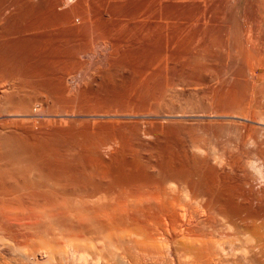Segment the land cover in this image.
I'll use <instances>...</instances> for the list:
<instances>
[{"label": "bare ground", "instance_id": "1", "mask_svg": "<svg viewBox=\"0 0 264 264\" xmlns=\"http://www.w3.org/2000/svg\"><path fill=\"white\" fill-rule=\"evenodd\" d=\"M29 1L0 0V33L7 28L16 37L32 34L49 41H45L47 48L36 43L28 47L39 54L37 60L29 58L33 55L26 48L9 40L1 41L6 43L2 47L0 42V83H8L0 84V97L19 107L33 109L42 95L57 106L66 105L70 99L65 80L74 75L78 61L87 60L84 65L89 61L80 58L81 54L100 55L95 46L98 40L122 44L128 34L136 33L139 38L144 32L143 53L136 51L139 55L126 59L121 58L124 52L110 66L89 72V83L84 80L86 84H80L77 100L95 86L100 95L112 97V90L132 81L147 91L150 100L162 97L170 82L163 71L148 67L147 62L155 58L151 43L156 42L162 50L166 40H172L179 45L178 52H184L196 37L195 32L178 36L181 23L168 28L167 33L162 23L161 19L169 26L182 3L180 7L162 4L163 10L158 6V12L157 0H50L54 7L44 6L46 11L42 6L39 11L40 5ZM11 3L20 4L17 12L21 18L4 13ZM145 9L155 11L153 21L124 22L127 15ZM65 11L72 16L67 17ZM107 15H113L110 22L104 20ZM86 28L97 32L87 36ZM63 39L67 43H59ZM204 52L211 54V49L205 46ZM193 62L195 67L187 75L204 78V64ZM144 69L156 73V86L148 78H140ZM19 122L0 120V264H264V174L245 161L241 164L243 153L229 151L228 155L222 144L158 120L148 126L154 136L151 139L142 136L137 121L124 130L104 122L80 127L70 122L51 123L37 129L32 123ZM207 150L209 155L204 153ZM217 158L229 163L223 166Z\"/></svg>", "mask_w": 264, "mask_h": 264}, {"label": "rangeland", "instance_id": "2", "mask_svg": "<svg viewBox=\"0 0 264 264\" xmlns=\"http://www.w3.org/2000/svg\"><path fill=\"white\" fill-rule=\"evenodd\" d=\"M35 1L36 2H34L33 0L31 2L30 0L29 2H31L33 5H37V4L38 6L40 5V9L38 8L39 11L44 6L49 9L51 7H54L53 2H52L53 5L50 6V0H42V2L41 0H35ZM165 1L166 0L155 1L157 4L156 5L157 11L158 9L159 11L160 10L162 11L164 5L177 6L178 4V7H180V3H182L180 7L182 9L179 11L180 15L177 14L178 17L175 18L176 20L171 19L172 24H171V21H169L170 22L169 26L168 24H166L167 22H164L163 19H161V17L159 16L160 17L159 19L162 20V23L163 24L165 23L166 28L165 27L164 28L166 32L168 33V28L170 29L171 26H175L176 23L178 24L181 23L180 25H178V27H181V28L183 27V28L182 29L180 28L178 30V31H181V34L179 32L178 36L183 35L185 32H186L185 34H187V32H192V33L195 32L196 37L193 40L194 42L192 41L193 43H191V45L189 46L188 50L189 51L191 50V51L189 52L187 50V51L182 52L180 50L181 53L180 51L178 52L179 45L176 42H173L172 40H166V43H167L165 44L166 48L164 49L161 48L162 50H160V46L156 42H155L156 44L155 43L153 44L151 43L152 41L149 40L150 43L153 45V49H154L153 54L155 55L154 56L155 58L147 62L148 67L150 69H153L155 72L156 71L158 72L159 70L163 71V73H165L164 74L165 80L167 81L169 80L168 83L170 82L169 85L168 84L165 85L167 86L166 88L168 90L165 94H163L164 96L162 95V97H158V98L155 97L156 99L155 98L153 99L152 97L150 100L149 96H148L149 98L145 96L147 91H144L143 89H141L139 84H136L137 81L135 82L132 81L131 85H129L130 83L126 85L128 87L123 86V88L120 87L122 89L118 88V89H114L115 91L112 90L110 93L112 94V97L109 95H100L101 92L95 86L93 88L94 89L96 88L98 91L94 89H91L90 90L91 92L88 90L85 91L87 94H89L88 95L89 99L87 98L86 96L87 94L85 92L84 93L86 95L80 91L81 93L84 94V96L87 99L82 100V99H85V97L82 96L81 99H79L80 101L77 100L81 96V94L79 93V89L81 85L83 86V83L86 82V80H88L87 83H89L90 79H88V77L91 78L90 77L91 75L88 76V74H91L89 72H93V70H95L96 72L97 71L96 69L98 67L110 66L111 64L114 63L115 61L114 58L117 57L118 59V57H121L124 52L125 53L121 58H126V59H128L129 56L131 58L134 55L136 56V55H139L140 53L141 54L143 53L141 50L142 48H144L143 44L146 43V42L143 43V39L144 41H146L145 39L147 38L146 36L147 33L144 32L145 35L142 33L141 35L142 37H139V38H137L136 33L135 35L134 33H130L128 34L129 37L127 38V40L125 39L124 41H122V44L121 42L114 43L110 39H106V41L104 39L103 40L101 39L103 42H101V40L96 41L95 46H96V49H98V53L100 55H97V54H95L96 56H92V55L88 56L87 54H86L87 56L85 54L80 55V58L82 59L88 58L89 61L87 63L90 64V67L89 65L87 66V63H85L86 65H84L83 63V61L85 62L87 60H83L82 62L78 61L79 65L77 66L76 70H74L75 71L73 72L74 75L72 74L74 77L70 76L71 78L69 77L68 79L65 80V84L69 87L68 91H70V92L67 91L66 97L68 96L67 98L70 99L71 103L69 102L67 103L68 105L62 104V105L57 106L56 103L52 102L49 98H47L46 95L45 96L42 95V99H39L41 100L40 102L37 100H36L37 102L35 101L36 104L34 102L35 104L34 107L38 108L39 110L37 109L38 110L37 111L36 109H34L33 106H32L33 109L30 108L29 106L30 111H31V114H30L28 107L24 108V105L20 107L16 106L15 104L11 105L13 104L11 101L9 102L8 99H7L8 101H5L3 97L2 98L0 97L1 123L3 122V123H8V124H13L14 122L18 123L19 121H21L22 124L25 125L26 122H28V123H32L33 126L35 125L34 127L37 129L39 128L40 125L51 126L52 125L51 123L64 124V123L70 122L71 124L73 125L75 124V126L80 127L86 124L89 125L90 123L95 125L96 123L100 124L98 122H101V123L104 122V124L106 123L105 125L106 126L108 125V127L110 128L116 127L117 129L124 130V129H127V127H129L130 125L133 126V124L136 123L137 121V123L141 122L140 123L141 125L140 133L142 134V136L150 137L151 139V138H154V136L150 134L148 126H150L149 124H153L154 120H158L163 123L165 122H167L168 124L171 123V125L173 124V126L175 127L178 126L176 128L182 129L183 131H185V129L187 128L185 132L191 129L193 132H195L199 136L201 134V136L209 139L210 141H212V143L214 142V144H222L221 147L225 146L224 149L226 150V153L228 155H229V151L230 153H233V155L243 153L244 156H242L243 160H241V164L244 163L245 161V163H248L247 165L250 166L252 169L253 168H255V170L257 169L256 172L260 170L261 175L264 174V162L262 163L260 162L264 160V0H185L183 2L181 0H178L177 2L176 0L175 1L167 0L166 2ZM125 2L122 0V3H125ZM47 5H49L50 7H48ZM19 6L20 4L18 6L14 4L13 6L11 3L10 7L5 9L4 13L10 12L9 14H7V16L9 17L14 16L12 18L19 19V17L21 18V16L17 12L19 9L18 8ZM158 6H162V7L159 8ZM14 7H17V8H14ZM145 10L140 11L141 12V13L139 12L140 14L136 13L135 14L136 17H134L135 15H132V16L127 15L125 17L124 22H126V20L127 21L130 20L127 23L136 24L137 22L140 23L142 19L144 20L145 18L147 19H145L144 22L147 20L150 21V19H152L151 21H153V19H155V17L153 18L155 11L150 12V10H147V9ZM187 11H188V15H187ZM13 12H15L16 14ZM66 13H68V11H65V14ZM12 14H15V15H12ZM71 14L73 13L69 12V14H66V15L67 17L68 16L70 17L72 16ZM112 16L113 15H107V17H105L104 19L105 22L107 20H108L107 22H110V20L112 19ZM129 16L131 18H129ZM122 19H124V16H122ZM157 19H158V16L156 17V21ZM47 21L48 19L45 20L46 23ZM141 23H143V21ZM194 28H196L195 31H193ZM3 29L7 31L6 34L5 32L2 33ZM3 29L0 33V42L3 40L4 41L9 40L8 42L10 43L12 42L11 44L14 43V45L15 44L18 45L20 49L26 48L27 51H28V47L32 45L33 43H36L38 45L40 44L41 48L48 47L47 43L49 41L47 39L42 38L41 36L38 37L39 35L33 36L31 34L30 36V34L29 35L26 34L25 36H23L24 37L23 39L19 36L16 37L15 33L13 32L10 33L11 31H8L9 29L8 30L7 28H3ZM80 29L82 30V27H80ZM86 29L88 30V31L86 30L87 34H85L87 36L88 34H90L88 32H91L93 30L95 31V29L93 30L91 29L90 31L88 28ZM149 31L152 32V30H149ZM96 32L97 31H95L94 34H96ZM115 32H119V30ZM167 33H166V36H167ZM3 35H6V36H3ZM133 36L134 37L136 36L135 40ZM4 37L6 38L4 39ZM130 37L132 40L130 39ZM59 39L61 40L62 38H59ZM129 39L133 43H131ZM136 39H139V40H136ZM166 39H168V36L166 37ZM45 41H48V42H45ZM64 41L65 39H63V41H59V43L64 42ZM125 41H129V42H125ZM56 42L58 43L57 40ZM2 43L3 42H1V44ZM65 43L67 42L65 41ZM127 44L128 46H126ZM61 45H65V44L61 43ZM4 46L6 47L5 42L4 44H2V47ZM205 46L211 49V54H207L206 52H204ZM2 47L0 45V49ZM130 50L131 52L129 53ZM29 51H30V48H29ZM136 51L139 54H137ZM30 53H32L31 55L33 56L28 55L29 58L36 57L34 60L39 59V57L37 56L39 54L37 55L34 54V51L33 52L30 51ZM40 54L42 56L41 52ZM70 54H72L73 57H77V54H75V52H72ZM195 59L199 60L205 66V69H203L204 71H202L204 78L199 79V80L193 79L192 77L187 75L188 72L191 71L195 67L194 66L195 62H193V61H196ZM80 63H81V66H80ZM82 66H84L85 68ZM186 66H187V69H186ZM80 67L81 69H79ZM88 68L89 70L87 71ZM150 69H144V71L142 70L143 72L141 71V73L144 77L141 76L140 78H145V79L148 78L149 83L153 85L154 87L157 84L156 82L158 81V77L156 78V73H153L152 72L153 70H150ZM164 71L166 72L168 71L167 73L169 74V77L171 76L170 77L171 79H166L168 74ZM149 72H152L153 74ZM170 72L172 75L170 74ZM3 83L1 82L0 84L4 85L6 82L4 84ZM124 87L127 89H125ZM131 87L133 89L135 88V90H133ZM122 90L124 91V94H122L123 93ZM77 91L80 95L79 97L77 96ZM96 91L98 93H95ZM118 91L120 92V94ZM141 91H144V92L142 93ZM92 93H95V94L93 95ZM92 95L93 96L96 95V97H93ZM142 95L146 97L145 98L146 100H144V97ZM103 96L105 99H103ZM106 96L108 97L106 98ZM126 97L128 99H126ZM118 99H120V101ZM90 100H93V101L90 102ZM57 104H61V103L57 102ZM2 105L3 107H1ZM19 108H21V110H19ZM33 110H35L36 112ZM172 111H175L176 113ZM22 119H25L24 120L25 122ZM191 130L189 133H193ZM204 153H206L205 155H209L211 151L207 150ZM218 160L222 161L223 159L217 158V161ZM217 161L216 163H218ZM226 161L227 160L222 161L221 164L224 163L223 166H225L227 162L229 163V160L227 162ZM217 165L220 167V164H217Z\"/></svg>", "mask_w": 264, "mask_h": 264}]
</instances>
